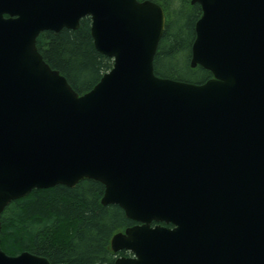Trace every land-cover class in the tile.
Returning a JSON list of instances; mask_svg holds the SVG:
<instances>
[{
  "label": "water",
  "instance_id": "95a60500",
  "mask_svg": "<svg viewBox=\"0 0 264 264\" xmlns=\"http://www.w3.org/2000/svg\"><path fill=\"white\" fill-rule=\"evenodd\" d=\"M191 2L203 12L191 67L213 75L201 85L155 74L157 3L0 0V264H51L7 255L1 215L84 179L137 223L113 237L132 254L116 264H264V0ZM87 17L114 66L80 95L37 39Z\"/></svg>",
  "mask_w": 264,
  "mask_h": 264
},
{
  "label": "trees",
  "instance_id": "16d2710c",
  "mask_svg": "<svg viewBox=\"0 0 264 264\" xmlns=\"http://www.w3.org/2000/svg\"><path fill=\"white\" fill-rule=\"evenodd\" d=\"M148 1L161 5L166 16L154 60L155 74L198 85L212 79L210 71L191 67L201 6L191 0ZM91 28L92 20L87 17L78 30L47 31L37 39L46 63L80 95L91 91L114 66L113 59L97 51ZM104 193L103 184L84 179L75 188L59 185L34 190L13 201L1 215V249L12 257L29 252L51 264H116L118 257L131 256L129 252L115 253L111 243L117 233L136 223L119 206L102 205Z\"/></svg>",
  "mask_w": 264,
  "mask_h": 264
}]
</instances>
